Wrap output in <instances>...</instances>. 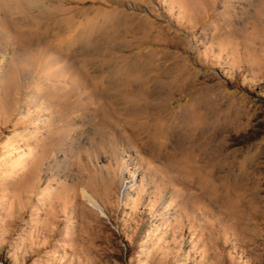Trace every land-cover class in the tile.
<instances>
[{
  "label": "rangeland",
  "instance_id": "374dc122",
  "mask_svg": "<svg viewBox=\"0 0 264 264\" xmlns=\"http://www.w3.org/2000/svg\"><path fill=\"white\" fill-rule=\"evenodd\" d=\"M0 264H264V0H0Z\"/></svg>",
  "mask_w": 264,
  "mask_h": 264
},
{
  "label": "bare ground",
  "instance_id": "6f19581e",
  "mask_svg": "<svg viewBox=\"0 0 264 264\" xmlns=\"http://www.w3.org/2000/svg\"><path fill=\"white\" fill-rule=\"evenodd\" d=\"M158 109H156V108H152V111H148V112H146L145 114H146V116H142V118H146V119H148V121H150L152 118H154L157 114H158V111H157ZM147 123H149V122H147ZM149 124H152V125H155V124H153V123H149ZM175 129V128H174ZM176 131V130H175ZM170 132V131H169ZM173 132H174V130H173ZM189 143V142H188ZM193 145V144H192ZM191 148V147H190ZM195 148V147H194Z\"/></svg>",
  "mask_w": 264,
  "mask_h": 264
}]
</instances>
